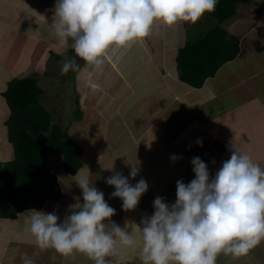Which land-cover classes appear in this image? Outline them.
Listing matches in <instances>:
<instances>
[{"label":"crops","instance_id":"0c3cea01","mask_svg":"<svg viewBox=\"0 0 264 264\" xmlns=\"http://www.w3.org/2000/svg\"><path fill=\"white\" fill-rule=\"evenodd\" d=\"M50 2L0 0V161L15 157L8 136L10 108L3 93L12 78L24 76L37 56L43 55L39 45L53 33ZM214 24L217 25L207 15L195 25L182 22L174 28L161 26L143 43L118 52L106 63L103 74H97L85 61L77 74L76 99L80 102L82 122L91 118L99 126L89 130L84 127V133H79L80 141H84L80 144L83 148L80 168L91 167V182L106 194L115 191V186L106 183L112 175L103 173V185L95 182L94 176L97 172L100 177L101 165L108 168L109 161L118 162L112 172L129 176L133 185L141 178L149 184V190L134 210L125 211L121 198L115 197L119 210L111 219L121 227L127 222L130 228H138L146 215L154 213L153 201L158 196L175 202L177 180L188 183L195 176L193 157H201L214 176L223 161L231 157V145L235 142L264 167V0L239 4L236 15L220 23L240 38V52L201 87H193L179 78L178 50L190 34L198 37ZM53 45L48 54L58 53L59 58L74 51L71 42L56 41ZM27 61L29 64H24ZM83 73L85 77L81 78ZM105 143L108 147L104 145L102 152L100 145ZM174 154L180 158L173 161ZM127 161L140 167L135 179L129 175ZM50 168L62 185V196L59 200H48L38 210L55 212L63 222L70 213L69 205L77 197L83 199L82 189L73 181L75 175L64 170L61 154ZM2 186L0 181V189ZM71 186L76 189L70 193ZM50 204L53 206L49 207ZM29 210L21 211L16 218H0V264H22L24 254L34 258L36 264H93L83 253L66 258L52 249L41 251L26 231ZM139 256V245L125 248L118 258H111V264H140ZM217 264H264V241L247 256L234 258L221 254Z\"/></svg>","mask_w":264,"mask_h":264},{"label":"clouds","instance_id":"9594fccd","mask_svg":"<svg viewBox=\"0 0 264 264\" xmlns=\"http://www.w3.org/2000/svg\"><path fill=\"white\" fill-rule=\"evenodd\" d=\"M217 4L218 0H56L54 36L61 44L71 42L75 52V57L62 61L61 73L75 71L78 57L103 74L106 63L121 50L143 43L161 26L195 25ZM230 150L231 157L214 176L201 157H193L194 178L188 183L177 180L175 202L156 197L154 213L138 228L127 222L121 227L111 219L116 209L84 166L73 180L83 199L77 197L69 205L63 222L55 212L31 209L26 212V231L41 251L52 249L66 258L83 253L93 264H111V258L137 245L140 264H217L221 254L247 256L264 241V167L235 142ZM127 163L135 179L140 167ZM106 183L115 186L111 195L121 198L125 211L136 209L149 190L146 179L133 185L129 176L115 171ZM21 259L22 264H36L27 254Z\"/></svg>","mask_w":264,"mask_h":264},{"label":"trees","instance_id":"16d2710c","mask_svg":"<svg viewBox=\"0 0 264 264\" xmlns=\"http://www.w3.org/2000/svg\"><path fill=\"white\" fill-rule=\"evenodd\" d=\"M252 1L218 0L216 10L204 15L219 24L195 39L191 38L195 33L190 34L185 45L179 48L176 60L180 80L201 87L225 63L238 56L240 38L230 34L220 23L233 18L239 4ZM83 63L72 74L75 90ZM43 92L34 76H23L12 78L3 93L10 108L8 136L15 157L11 161H0V181L3 182L0 218H16L23 210L41 209L47 200L61 198L62 187L48 165L51 153L63 155V168L71 175H76L81 167L82 146L68 129L55 122L53 114L41 103ZM76 94L78 97L79 93ZM82 119L80 102L76 99L73 120Z\"/></svg>","mask_w":264,"mask_h":264},{"label":"rangeland","instance_id":"374dc122","mask_svg":"<svg viewBox=\"0 0 264 264\" xmlns=\"http://www.w3.org/2000/svg\"><path fill=\"white\" fill-rule=\"evenodd\" d=\"M56 1L50 2L51 8L49 9V13L53 14V9L55 6ZM248 9V8H245ZM245 11V10H244ZM247 11H250L248 9ZM54 15V14H53ZM255 17V16H254ZM8 20L11 22V20L8 18ZM213 21L217 24L218 21L213 18ZM52 27V26H50ZM32 33H35L32 31ZM51 35L49 37H45V41H43L39 47L40 51L44 52L43 55L37 56L36 60L33 63V67L29 72H27L24 76H34V78L37 79L38 84L41 88L44 89V92L41 96V103L53 114L55 117V122H58L63 128L68 129L69 133L72 135V137L77 141L78 144H83L84 141H80L81 136L79 133H84L83 129L85 127L86 130H89L90 127L91 129H96L99 126L96 124V121L94 119H88L85 122L82 121H76L73 120V112L75 110V100L77 98L76 90L74 88V81H73V76L72 74L75 73V71H69L67 74H62L61 73V67H62V61L67 57V58H72V52L65 53V55L62 58L57 57L56 55L58 53H50L48 54V51L50 48L55 47L53 44H56L57 39L54 36V30L53 33H50ZM193 34V33H192ZM194 35V34H193ZM191 36L192 39H195L194 36ZM43 49V50H41ZM46 49V51H45ZM55 54V55H53ZM30 55V54H29ZM75 57V55H73ZM77 63L80 66V61H83L80 58H76ZM80 59V60H79ZM30 61H27L24 64H29ZM21 77V76H20ZM23 77V76H22ZM85 77V73L81 75V78ZM76 84V82H75ZM80 125H77V124ZM84 124V125H83ZM90 132V131H88ZM110 133V132H109ZM107 136H110L107 135ZM106 138V137H105ZM109 144V142H108ZM108 144H101L100 145V150L102 151L104 148V145H106V148L108 147ZM110 145V144H109ZM103 152V151H102ZM134 154V153H133ZM59 156V153H51L49 163L50 166L53 168L55 165V160ZM63 156V155H61ZM82 159V157H81ZM109 165L106 164L107 167L101 165V172H100V177H98V173L96 172L95 177H97V180L95 182H98L103 185L105 179L103 176V173L107 175H113L114 173L112 170L116 167L117 163H113L112 161H109ZM94 165H92V169L94 170ZM111 168V169H110ZM91 169V167H90ZM69 192L71 193V190L76 189L75 187H68ZM110 192V191H109ZM108 198H106L107 202L115 208L116 210L118 209V206L115 204V197H113L112 193L106 194ZM53 205L50 204L49 207H52ZM60 207V206H59ZM58 207V208H59ZM54 208V209H58ZM53 209V210H54Z\"/></svg>","mask_w":264,"mask_h":264}]
</instances>
